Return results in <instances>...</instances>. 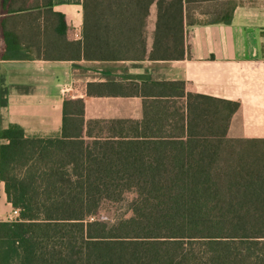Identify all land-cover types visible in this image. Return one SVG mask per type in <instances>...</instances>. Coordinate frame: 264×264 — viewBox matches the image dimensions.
<instances>
[{"label":"trees","instance_id":"1","mask_svg":"<svg viewBox=\"0 0 264 264\" xmlns=\"http://www.w3.org/2000/svg\"><path fill=\"white\" fill-rule=\"evenodd\" d=\"M211 1L223 0H84L83 37L66 57L182 60L185 25L199 21L192 10ZM228 2L201 10L211 16L200 23H231ZM87 93L141 97L143 118L87 120L84 99L68 97L61 136L1 131L0 181L18 217L0 221V264H264V141L228 139L240 102L181 81L88 84ZM129 195L127 215L102 219Z\"/></svg>","mask_w":264,"mask_h":264},{"label":"crops","instance_id":"2","mask_svg":"<svg viewBox=\"0 0 264 264\" xmlns=\"http://www.w3.org/2000/svg\"><path fill=\"white\" fill-rule=\"evenodd\" d=\"M233 1L231 23H200L211 16L201 10L218 12L228 0L192 10L199 21L185 25L186 57L173 61L69 60L66 44L83 37L84 0L2 2L0 133L18 125L28 137L61 136L68 97L84 99L87 120H141V97L90 96L88 84L181 81L194 93L240 102L228 139L264 141V0ZM156 21L154 4L146 27L148 52ZM15 211L0 181V221L16 219Z\"/></svg>","mask_w":264,"mask_h":264},{"label":"rangeland","instance_id":"3","mask_svg":"<svg viewBox=\"0 0 264 264\" xmlns=\"http://www.w3.org/2000/svg\"><path fill=\"white\" fill-rule=\"evenodd\" d=\"M132 199H133V195H129L121 203L115 205H111V204L107 205L101 212L102 219L115 222L124 215H127L129 213V205ZM2 218H5V216L3 215Z\"/></svg>","mask_w":264,"mask_h":264},{"label":"built area","instance_id":"4","mask_svg":"<svg viewBox=\"0 0 264 264\" xmlns=\"http://www.w3.org/2000/svg\"><path fill=\"white\" fill-rule=\"evenodd\" d=\"M15 213L17 214V217H18V211H17V210L15 211ZM17 217H16V218H17Z\"/></svg>","mask_w":264,"mask_h":264}]
</instances>
